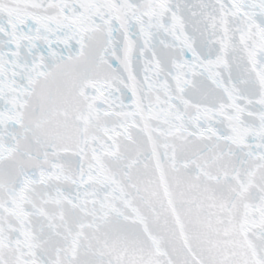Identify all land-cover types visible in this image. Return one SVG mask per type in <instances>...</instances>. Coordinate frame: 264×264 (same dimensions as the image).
Here are the masks:
<instances>
[{"label": "snow or ice", "instance_id": "1", "mask_svg": "<svg viewBox=\"0 0 264 264\" xmlns=\"http://www.w3.org/2000/svg\"><path fill=\"white\" fill-rule=\"evenodd\" d=\"M0 264H264V0H0Z\"/></svg>", "mask_w": 264, "mask_h": 264}]
</instances>
